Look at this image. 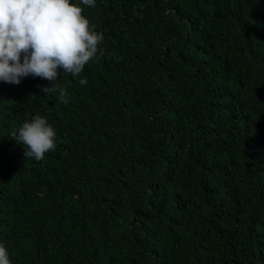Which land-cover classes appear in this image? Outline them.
Wrapping results in <instances>:
<instances>
[{
	"label": "trees",
	"instance_id": "1",
	"mask_svg": "<svg viewBox=\"0 0 264 264\" xmlns=\"http://www.w3.org/2000/svg\"><path fill=\"white\" fill-rule=\"evenodd\" d=\"M82 8L104 41L79 76L0 82L11 264H264V0ZM36 114L39 161L13 136Z\"/></svg>",
	"mask_w": 264,
	"mask_h": 264
},
{
	"label": "clouds",
	"instance_id": "2",
	"mask_svg": "<svg viewBox=\"0 0 264 264\" xmlns=\"http://www.w3.org/2000/svg\"><path fill=\"white\" fill-rule=\"evenodd\" d=\"M82 6L96 7V0H0V82L20 84L28 76L51 83L40 85L47 95L59 74L80 75L98 58L104 34L82 14ZM80 85L86 79H79ZM58 100L70 97L59 89ZM14 140L25 146L24 156L41 160L56 147L57 131L44 115H33L14 131ZM0 264H11L9 251L0 241Z\"/></svg>",
	"mask_w": 264,
	"mask_h": 264
}]
</instances>
